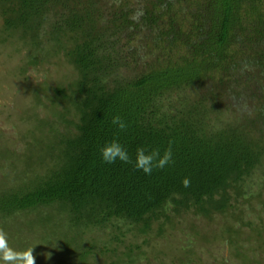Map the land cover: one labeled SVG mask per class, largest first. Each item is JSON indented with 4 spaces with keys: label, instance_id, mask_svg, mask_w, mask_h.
<instances>
[{
    "label": "trees",
    "instance_id": "1",
    "mask_svg": "<svg viewBox=\"0 0 264 264\" xmlns=\"http://www.w3.org/2000/svg\"><path fill=\"white\" fill-rule=\"evenodd\" d=\"M0 29L27 55L18 72L53 67L62 81L44 72L28 88L22 145L0 135L13 248L33 246L36 264H148L173 241V263L199 264L178 234L243 250L248 227L264 243L248 220L264 208V0H0ZM117 136L133 161L171 142L174 163L107 164Z\"/></svg>",
    "mask_w": 264,
    "mask_h": 264
},
{
    "label": "rangeland",
    "instance_id": "2",
    "mask_svg": "<svg viewBox=\"0 0 264 264\" xmlns=\"http://www.w3.org/2000/svg\"><path fill=\"white\" fill-rule=\"evenodd\" d=\"M1 30V29H0ZM0 33H3L0 31ZM1 35V34H0ZM5 36V35H2ZM13 43H4L0 45V135H4L11 145H14V140L22 145L24 142L20 139H14L12 136L17 137L19 133H24L29 127V123L26 125V121L23 120L21 111L28 109L34 105V97L30 93L28 88L37 87L45 80V73L51 74V80L57 79V72L50 67L45 66V69L50 68L51 72L32 70L29 68L27 73L18 72L21 67V61L26 59L27 55ZM17 46V47H16ZM18 66V68H17ZM56 82H62L58 80ZM44 84V83H43ZM47 116L45 112H42V117ZM27 132V131H26ZM21 148H24L23 146ZM248 220H252L256 227L261 228V221L264 224V208L261 205H257L255 211L248 212ZM223 220L217 219L211 223L212 231L221 233ZM199 228V227H198ZM205 225L200 229H204V233L211 229ZM202 233V234H204ZM264 236V231H263ZM257 234H254L248 227L243 228L242 238L237 245L243 247V250H235L233 246H230L226 240H220L214 238V232L211 234L209 242H205L201 236L194 235L189 230L184 234H178L177 243L180 245L177 247L187 249L182 250V256H186V251H193L195 256L193 257L199 264H264V243L257 241ZM250 238V239H249ZM173 239V238H172ZM171 239V240H172ZM164 244L161 259L150 257L148 264H175L172 262L174 254L179 253L180 250H175L173 247V241L169 244ZM163 245V244H162ZM161 246V245H160ZM259 246L261 250H257ZM193 249V250H189ZM256 249V250H253ZM148 252L151 250H147ZM240 253V255H239ZM140 262L146 263L143 258ZM178 264V262H177Z\"/></svg>",
    "mask_w": 264,
    "mask_h": 264
},
{
    "label": "clouds",
    "instance_id": "3",
    "mask_svg": "<svg viewBox=\"0 0 264 264\" xmlns=\"http://www.w3.org/2000/svg\"><path fill=\"white\" fill-rule=\"evenodd\" d=\"M111 123L120 131H125L128 127L119 115L113 116ZM100 152L103 162L113 164L119 160L123 164H133L135 169L142 170L146 175H151L154 169H164L169 164L174 163L171 142L163 150V154H161L160 149L149 150L143 145L138 146L135 161L132 160L127 147L120 143L118 136L106 142L101 147ZM182 185L189 187L190 180L185 177L182 180ZM33 250V246L24 250L13 248L9 243L8 233L0 227V264H36Z\"/></svg>",
    "mask_w": 264,
    "mask_h": 264
}]
</instances>
